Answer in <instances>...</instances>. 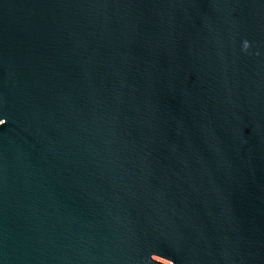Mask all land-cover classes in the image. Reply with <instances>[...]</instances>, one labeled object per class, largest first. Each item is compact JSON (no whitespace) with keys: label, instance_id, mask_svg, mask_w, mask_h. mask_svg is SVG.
I'll return each instance as SVG.
<instances>
[{"label":"water","instance_id":"1","mask_svg":"<svg viewBox=\"0 0 264 264\" xmlns=\"http://www.w3.org/2000/svg\"><path fill=\"white\" fill-rule=\"evenodd\" d=\"M0 264H264V0H0Z\"/></svg>","mask_w":264,"mask_h":264}]
</instances>
